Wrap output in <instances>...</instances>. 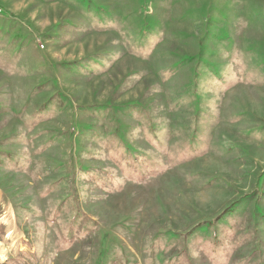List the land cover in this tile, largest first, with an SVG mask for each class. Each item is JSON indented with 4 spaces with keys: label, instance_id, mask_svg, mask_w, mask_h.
I'll return each mask as SVG.
<instances>
[{
    "label": "rangeland",
    "instance_id": "obj_1",
    "mask_svg": "<svg viewBox=\"0 0 264 264\" xmlns=\"http://www.w3.org/2000/svg\"><path fill=\"white\" fill-rule=\"evenodd\" d=\"M0 264H264V0H0Z\"/></svg>",
    "mask_w": 264,
    "mask_h": 264
}]
</instances>
